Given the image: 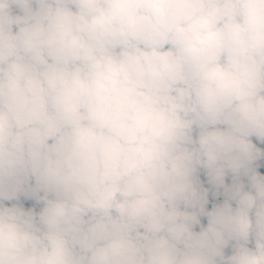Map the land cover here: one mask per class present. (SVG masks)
<instances>
[{"label":"clouds","instance_id":"clouds-1","mask_svg":"<svg viewBox=\"0 0 264 264\" xmlns=\"http://www.w3.org/2000/svg\"><path fill=\"white\" fill-rule=\"evenodd\" d=\"M0 264H264V0H0Z\"/></svg>","mask_w":264,"mask_h":264}]
</instances>
